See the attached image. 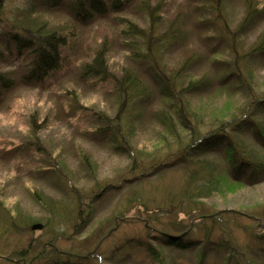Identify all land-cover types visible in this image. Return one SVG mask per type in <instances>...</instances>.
<instances>
[{
    "label": "rangeland",
    "instance_id": "374dc122",
    "mask_svg": "<svg viewBox=\"0 0 264 264\" xmlns=\"http://www.w3.org/2000/svg\"><path fill=\"white\" fill-rule=\"evenodd\" d=\"M257 1L264 5V0ZM69 2L51 6L40 0H1L0 72L11 85L0 95V264H44L42 259L62 251L84 255L97 245V237L102 239L99 249L89 255L92 264H155L138 239L157 246L165 264H264V241L254 239L264 231V178L244 180L243 187L232 192L199 198L204 212H215L213 221L195 219L198 213L186 201L179 205L178 199H187L183 193L188 183H205L194 181L187 162L178 161L182 136L191 124L180 123L174 114H170L171 128L159 121L160 111L168 110L167 101L154 82L149 61L133 53L129 46L133 38L127 32L128 25L148 29L154 41L170 20L177 19L183 37L165 45L161 55L169 67L195 58L183 72L186 75L181 73L175 81L179 87L189 75L207 76L213 82L204 91L185 95L192 113L188 116L207 132L215 121L231 118L264 93V57L251 60L247 82L231 73L237 69L225 27L233 31L242 23L245 0H124L120 8L107 1L106 14L84 21L70 11ZM34 5V11H27ZM33 19L39 21L33 24ZM2 20L16 28L43 22L47 29L66 36L60 67L40 81L23 77L31 55L28 49L19 54L14 45L7 47ZM263 34L264 9L241 31L239 50L249 48ZM102 43L107 49L108 77L82 75L83 65L92 62ZM124 67L142 85L133 101L120 99L113 83ZM257 118L264 122V111ZM249 133L240 130L238 134L246 147L249 144L261 153ZM37 145L47 154L38 153ZM193 158L215 163L211 168L225 167L221 148ZM58 161L62 171L54 165ZM151 162L154 167H149ZM34 191L59 202L54 206L59 220L52 221L54 227L43 224L53 220L54 214L36 201ZM72 199L84 215L65 210ZM16 211L22 220L30 221L29 231L21 219L14 221L23 230L11 225L8 212L13 216ZM35 223L43 224L42 228L32 229ZM190 223L196 226L192 235L200 245L208 235L204 262H199L198 246L169 247L151 237L161 229L178 235ZM30 237L36 247L18 262L13 250L32 241ZM218 242L223 244L221 249L216 248Z\"/></svg>",
    "mask_w": 264,
    "mask_h": 264
},
{
    "label": "trees",
    "instance_id": "16d2710c",
    "mask_svg": "<svg viewBox=\"0 0 264 264\" xmlns=\"http://www.w3.org/2000/svg\"><path fill=\"white\" fill-rule=\"evenodd\" d=\"M40 1L51 6H58L62 3V0ZM107 1H110L111 7L120 8L123 5L122 1L124 0H70L68 5L70 11L78 17L77 19H82V21H84L86 18L93 15L106 14L108 11ZM125 1L128 2L129 0ZM259 4L260 2L258 1L255 3L254 0H245L246 15L242 23H240L233 31L224 26L228 34L226 41L232 49V58H234L235 68L237 69V73L234 71L231 73L234 77L240 78L241 82H247L251 79L249 70L250 63L252 62L251 60L259 59L256 57H264V34L260 37L257 36V40L252 43L249 48H246L244 51L239 50V46L241 45V31L247 28L249 22L253 23L264 9V5L262 4L259 6ZM30 10L34 11L35 5L32 8L27 9V11ZM217 10L218 13H221L220 4L217 7ZM0 19H2L1 16ZM2 21L5 28L1 31L3 32V36H6L5 43L7 47L14 45L19 54L23 49H28V52L31 55L30 66L23 77H27L28 80L32 81H40L49 78L60 67L62 60V47L66 44V36L59 34L56 29H47L43 22L38 25H33L32 27L19 25L18 28H16L14 24H7L5 20ZM35 21L39 20L33 19L32 23L35 24ZM149 23L150 26L153 27L154 20L150 19ZM127 32L133 38L131 40L132 42L129 44V46L134 49L133 53L135 52L134 54L139 58L149 61V67L152 71L153 78L155 79L154 82L158 84L162 95L167 101V113L165 110H161L158 115L159 121L171 128L170 114H174L180 123L188 122V125L191 124L189 132L182 136L184 144L178 150V152L180 151L178 161L187 162L189 173L194 181L201 182L203 179L205 180V183L203 186H193L191 183H188L185 186V191L183 193V196L187 199H178V203L180 205V203L182 204L183 201H186L187 206L192 205L193 210L197 211L194 213H198L195 218L198 219V221L206 220L208 217L209 220L213 221L216 217L215 212H204L202 207L198 206V203H202L201 201H203L199 200V198L201 199V197L204 198V196L218 192H232V190L236 188L243 187V184L245 183L244 180L258 182L260 179L264 178V122L257 118L258 114L264 111V93L254 98V100L249 105L245 106L242 111L234 113L231 118L215 121L214 124H212L213 126L207 132H202L197 122H194L191 120L192 118L188 116L192 113L187 110V105L189 106V103L186 101L185 95H194L198 92L204 91L212 85L213 82L207 76L201 75L194 78L192 75H189L186 84L179 87L175 81L179 79L181 73L186 72L189 69V65L195 60V58H185L182 64L178 67H169L166 66L164 58H162L161 55L162 48L165 45H174L183 37L177 19L170 20L167 30L154 41H151V38H149L151 35H149L148 29L145 30L134 25H128ZM155 45L157 46L154 47ZM106 50L105 43H102L101 47L94 54L92 62L83 65L82 75H101L102 78L108 77V64L105 60ZM183 74L186 75V73ZM120 75L119 77L113 75V83L116 87L119 98L124 101H133L140 94L142 85L136 74L128 67H124ZM224 76H226V74H224ZM10 85V79L0 72V95L2 90ZM120 106L124 109L126 105L120 104ZM194 124L197 125L198 129H196ZM240 130L244 134L250 132L249 134L257 144L260 145L258 149L261 153L255 148H250L248 146L249 144H247L246 147L241 139V134H238L240 133ZM126 147L130 148L129 144L126 143ZM219 148L223 150V158L225 160V167L223 169L211 168L213 166L212 164L215 163L210 162L207 159L193 158L194 155L205 153L207 151H214ZM36 151L40 154H47V152L39 145L36 146ZM84 158L88 161L87 155H84ZM61 164L60 161L54 163L57 169L60 168L59 171H62L63 166ZM154 166V162L149 164V167ZM34 196L36 201L42 207L49 210V212L52 211L54 214L53 220L49 219L43 224L45 226L54 227L52 221L55 220L56 222H59L57 212L54 211V206H58L57 203L59 202H54L50 197L39 194L37 191H34ZM174 201L175 200H172L171 202ZM67 205L68 208L65 210L72 215L74 211H76L77 217L81 214L84 215L83 210L78 207L76 199L70 200ZM190 211L191 209L188 212L190 213ZM8 217L12 219L11 225L14 228L23 230V227L18 226V223L15 222L16 220L21 219V213L19 211H16V215L13 216L8 212ZM14 219L16 220L14 221ZM20 221L24 222L26 225L25 229L29 231L30 221L28 223L26 220L21 219ZM76 227L77 225L74 226L73 230H75ZM194 227H196L194 226V223H190L188 227L178 235H173L169 233V231L161 229L159 232L155 231V233H151V237L157 244L169 247L188 249L198 246L199 262H201V260L204 262L206 247L209 243L208 235L205 234L206 240L200 245L201 242H199V239L192 235L193 231H196V229L193 230ZM1 235L2 234H0V237ZM256 237L258 238L256 241L259 243L263 242L264 231L261 235L254 236V239ZM101 239L102 237H97V245L92 250H86L84 255L62 251L56 254H51L49 257L42 259V261L44 264H92L89 255L91 253L93 254L95 249H99L101 244L99 241ZM145 239L148 238L146 237ZM34 243L35 240L32 238V241L26 242L24 247L13 250L14 257L18 262H23L27 257V254H29V251L36 247L33 245ZM137 243L146 249L150 257L156 262L155 264H165L163 253L157 246L152 244L149 240L143 239H138ZM227 244L229 245L228 242ZM222 247V242L216 244L217 249H221ZM235 251L236 250H232L233 253ZM63 255L65 256L64 259L61 258ZM225 260L228 262L229 256H227ZM237 263L240 264V262Z\"/></svg>",
    "mask_w": 264,
    "mask_h": 264
},
{
    "label": "water",
    "instance_id": "95a60500",
    "mask_svg": "<svg viewBox=\"0 0 264 264\" xmlns=\"http://www.w3.org/2000/svg\"><path fill=\"white\" fill-rule=\"evenodd\" d=\"M42 228V225L41 224H34L32 226V229H41Z\"/></svg>",
    "mask_w": 264,
    "mask_h": 264
}]
</instances>
